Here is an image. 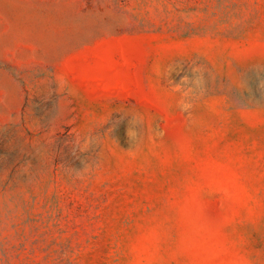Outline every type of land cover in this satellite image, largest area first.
Segmentation results:
<instances>
[{
  "label": "rangeland",
  "instance_id": "374dc122",
  "mask_svg": "<svg viewBox=\"0 0 264 264\" xmlns=\"http://www.w3.org/2000/svg\"><path fill=\"white\" fill-rule=\"evenodd\" d=\"M0 264H264V0H0Z\"/></svg>",
  "mask_w": 264,
  "mask_h": 264
}]
</instances>
